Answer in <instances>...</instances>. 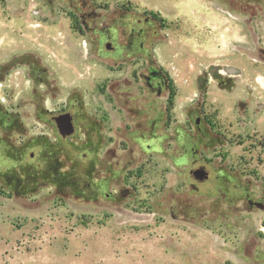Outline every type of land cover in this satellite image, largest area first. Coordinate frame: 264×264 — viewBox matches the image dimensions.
<instances>
[{"label": "rangeland", "instance_id": "obj_1", "mask_svg": "<svg viewBox=\"0 0 264 264\" xmlns=\"http://www.w3.org/2000/svg\"><path fill=\"white\" fill-rule=\"evenodd\" d=\"M42 69L81 129L43 187L0 183V264H264V0H0V103L26 125Z\"/></svg>", "mask_w": 264, "mask_h": 264}, {"label": "flooded vegetation", "instance_id": "obj_2", "mask_svg": "<svg viewBox=\"0 0 264 264\" xmlns=\"http://www.w3.org/2000/svg\"><path fill=\"white\" fill-rule=\"evenodd\" d=\"M15 66L16 64H11ZM10 66V70L12 68ZM5 68V67H4ZM2 71V70H1ZM0 71V72H1ZM0 79L3 81L4 78L0 74ZM39 92H38V102H36V119L34 123L25 124L23 120L20 119V113L14 112L12 108L13 103L3 99L4 103H0V163H7V167L0 166V183H8V188H13L15 193L22 195L27 194L29 191L37 190L38 188L43 187L48 182V176L46 175V169L48 166L54 165L57 163L60 158L58 156V151L62 150V145L76 143L78 135L81 129L80 126V110H79V99L73 98L70 99L65 104L58 109L51 110L45 104H43V69L40 71L39 77ZM0 95L5 94L11 97H14L16 94V84L11 83L5 84L0 83ZM25 91V90H23ZM107 102L111 103L115 101V98L109 94H106ZM119 104L120 108H124L127 105V96L119 95ZM170 95L168 102H170ZM14 102V101H13ZM64 103V102H62ZM18 105L15 107L17 108ZM11 109V110H10ZM13 110V111H12ZM106 114V113H105ZM65 117V120H70L73 127L74 133L71 136L64 137L59 131V125L56 122V118ZM166 126H170V123H167L169 120V107L166 108ZM105 119H108L107 114L102 116L101 119H96L93 117V134L89 136L91 152L96 155L97 144L101 142L103 138L98 136L97 132H101V129L104 127L103 123L106 122ZM64 120V125L66 121ZM151 120L147 119L144 127L150 129ZM43 126L45 128H51L56 135L55 138V149L48 148L47 139L43 138ZM39 129L38 133L31 134V129ZM74 145V144H73ZM197 168H204L207 172V167L204 165H199L196 168L190 170L189 177L195 183L204 184L209 180V177L204 182H199L198 180L192 177L193 170ZM95 172V169L92 170ZM105 177H121V181L124 183L134 179L139 175L135 170H124L118 171L114 167H109L105 171ZM209 174V172H208ZM112 178L110 180L113 182ZM107 179H105L106 181ZM133 181V180H132ZM101 193L95 191L94 197H99ZM107 198L112 199L110 193H106Z\"/></svg>", "mask_w": 264, "mask_h": 264}, {"label": "water", "instance_id": "obj_3", "mask_svg": "<svg viewBox=\"0 0 264 264\" xmlns=\"http://www.w3.org/2000/svg\"><path fill=\"white\" fill-rule=\"evenodd\" d=\"M64 120H65V117H62V116L56 118V122L59 125V131L64 137L71 136L75 131L74 127H73L70 120H65L66 123L64 125V123H63ZM192 177L194 179L198 180L199 182H204L208 179L209 174L204 168H197V169L193 170Z\"/></svg>", "mask_w": 264, "mask_h": 264}]
</instances>
